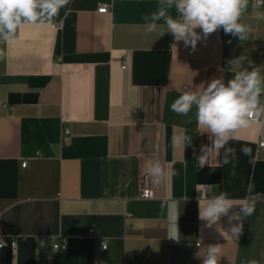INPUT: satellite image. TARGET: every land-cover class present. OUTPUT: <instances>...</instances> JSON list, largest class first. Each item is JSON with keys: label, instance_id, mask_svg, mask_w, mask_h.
<instances>
[{"label": "crops", "instance_id": "crops-1", "mask_svg": "<svg viewBox=\"0 0 264 264\" xmlns=\"http://www.w3.org/2000/svg\"><path fill=\"white\" fill-rule=\"evenodd\" d=\"M158 3L71 0L51 23L24 25L12 41L0 40V264H126L128 255L132 264H203L210 244L222 245L218 264H264V125L231 142L232 176L222 156L219 166L199 167L209 135L198 129L194 110L186 123L170 108L184 90L251 70L248 61L264 71V5L249 0L247 40L220 29L193 51L183 41L172 49L171 33H147L142 18ZM102 5L108 13L99 12ZM239 57L244 64L232 67ZM64 127L72 132L68 145ZM181 134L192 141L185 149L173 145ZM149 159L170 175L144 201ZM197 189L209 198L226 192L255 201L238 238L205 226ZM170 201L178 203L179 232L168 220ZM219 223L230 227L227 217ZM90 230L107 241L106 250Z\"/></svg>", "mask_w": 264, "mask_h": 264}, {"label": "clouds", "instance_id": "clouds-1", "mask_svg": "<svg viewBox=\"0 0 264 264\" xmlns=\"http://www.w3.org/2000/svg\"><path fill=\"white\" fill-rule=\"evenodd\" d=\"M70 3L71 0H0V40L12 41L18 29L24 25L51 23L60 10ZM259 4L264 5V0H259ZM173 8L177 14L175 17L170 14ZM248 8L249 0H159L156 11L144 15L142 19L149 34L158 33L161 37L171 33L174 40L172 49H176V44L183 41L186 47L191 46L195 51L198 41L206 40L220 29L241 41L247 40L251 32L244 23ZM245 60L246 57H239L230 63L234 67L244 64ZM247 63L251 70L242 68L235 71L227 82L222 78H213L207 86L200 84L194 89L184 90L170 106L175 114L188 117L186 123L192 122L189 114L194 110L198 129L209 135L211 143L201 147L198 157L201 168L206 164L210 167L213 164L219 166L218 157L222 156L223 165L231 163V175L235 176L233 161L236 160V149L231 142L238 138V133L253 124L264 125V71L259 66H253L251 61ZM191 144V138L186 134L173 138L174 147L185 149ZM251 151L247 146L240 148L245 156L251 155ZM144 172L148 187L160 186L170 175L163 162L153 159L145 162ZM255 187L254 181L250 179L247 193L251 195ZM197 191L202 193L199 218L206 222L205 226L211 228L215 225L225 238H238L244 229L243 220L255 211V201L245 199L237 202L226 192L209 198L204 191ZM237 206L239 211H233ZM179 215L178 203L168 202L167 216L169 223L175 225L174 232L178 231ZM222 217L228 219L230 227L227 230L219 223ZM169 238L177 239L176 236ZM221 256L222 245L210 244L203 255V264H218ZM249 264L257 262L253 260Z\"/></svg>", "mask_w": 264, "mask_h": 264}, {"label": "built area", "instance_id": "built-area-1", "mask_svg": "<svg viewBox=\"0 0 264 264\" xmlns=\"http://www.w3.org/2000/svg\"><path fill=\"white\" fill-rule=\"evenodd\" d=\"M254 3V7L256 8H261L262 5L259 4V0H253ZM109 6L107 5H102V7L99 9L100 13H108L109 12ZM128 67V61L125 60L124 63L122 64V69L126 70ZM71 137H72V132L69 128L64 127L63 129V133H62V144L64 145H68L71 141ZM260 147H264V141H261L259 144ZM27 166V162L23 163V167ZM153 191L151 187L146 186L145 183V175L142 177L141 180V188H140V199L144 200V201H149L153 199ZM254 197H259V195L254 196ZM89 234L92 235L94 237V239L100 243V246L102 247L103 250L107 249V241L106 240H102L98 235H95L93 230L89 231ZM14 247L16 246L15 244L13 245ZM66 247L63 245L61 247H59L57 249L58 252H65ZM134 261L133 256L128 255L126 256L125 259V263L126 264H132Z\"/></svg>", "mask_w": 264, "mask_h": 264}]
</instances>
